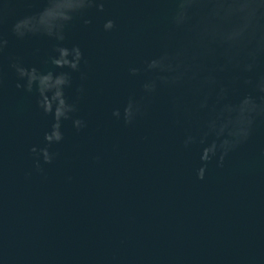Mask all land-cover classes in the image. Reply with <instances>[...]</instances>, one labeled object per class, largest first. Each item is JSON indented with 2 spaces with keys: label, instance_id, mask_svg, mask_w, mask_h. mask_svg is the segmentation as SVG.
Returning a JSON list of instances; mask_svg holds the SVG:
<instances>
[{
  "label": "water",
  "instance_id": "95a60500",
  "mask_svg": "<svg viewBox=\"0 0 264 264\" xmlns=\"http://www.w3.org/2000/svg\"><path fill=\"white\" fill-rule=\"evenodd\" d=\"M42 7L44 0H9L3 26L9 43L0 54V264H264V121L199 180L200 149L183 147L184 126L174 123L166 90L133 127L112 115L139 89L128 68L161 50L166 3L107 0L103 12L86 14L91 23L71 22L62 46L79 47L83 60L65 94L88 126L78 132L64 121V140L50 148L56 159L41 161L43 174L35 170L30 149L44 146L53 120L39 110L35 91L17 88L23 81L11 64L47 71L57 42L20 40L10 27ZM108 19L112 31L104 30ZM250 91L240 84L230 99Z\"/></svg>",
  "mask_w": 264,
  "mask_h": 264
},
{
  "label": "clouds",
  "instance_id": "9594fccd",
  "mask_svg": "<svg viewBox=\"0 0 264 264\" xmlns=\"http://www.w3.org/2000/svg\"><path fill=\"white\" fill-rule=\"evenodd\" d=\"M31 3L32 0H26ZM107 0H44V7L15 20L11 33L20 40L45 36L56 41L55 55L46 63L47 71L25 67L19 60L11 67L19 81L17 88L36 92L37 106L53 123L44 133V146H33L35 170L44 173L43 164H52L58 153L50 151L64 140L62 123L71 120L79 132L87 121L75 117L78 105L65 90L72 85V73L80 71V48L62 46L66 29L76 18L84 20L91 9L103 12ZM166 3L167 29L161 34V50L139 65L128 68L138 78L139 89L130 91L122 107L112 115L124 126L133 127L147 119L158 94L169 93V110L177 125L184 126L182 145L200 149L201 166L197 179L203 180L208 164L216 160L223 166L226 156L252 137L258 121H264V0H150ZM9 0L0 6V54L8 47L3 26L7 22ZM105 31H112L115 21L106 20ZM67 69V71H65ZM59 70V71H56ZM221 74H229L225 79ZM81 73V80H86ZM2 83V77H0ZM243 84L251 89L238 102L230 97ZM79 96L85 94L81 85ZM97 161L100 159L96 157ZM31 173H26L30 176ZM71 179V178H69Z\"/></svg>",
  "mask_w": 264,
  "mask_h": 264
}]
</instances>
